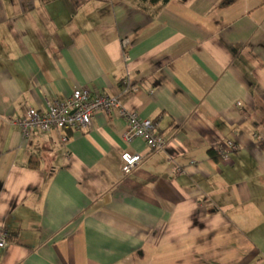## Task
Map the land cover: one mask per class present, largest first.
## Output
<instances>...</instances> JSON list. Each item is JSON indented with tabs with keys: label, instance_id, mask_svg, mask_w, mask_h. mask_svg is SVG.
Masks as SVG:
<instances>
[{
	"label": "crops",
	"instance_id": "1",
	"mask_svg": "<svg viewBox=\"0 0 264 264\" xmlns=\"http://www.w3.org/2000/svg\"><path fill=\"white\" fill-rule=\"evenodd\" d=\"M83 87L166 147L17 125ZM0 228V264H264V0H0Z\"/></svg>",
	"mask_w": 264,
	"mask_h": 264
},
{
	"label": "built area",
	"instance_id": "2",
	"mask_svg": "<svg viewBox=\"0 0 264 264\" xmlns=\"http://www.w3.org/2000/svg\"><path fill=\"white\" fill-rule=\"evenodd\" d=\"M126 44L123 42V48L126 47ZM130 89L131 86L128 81L125 82L124 91L128 92ZM97 113L117 114L122 117L125 120L123 138L126 142L130 143L135 139H140L151 152H159L166 147V138L156 130L151 120L143 119L136 113L128 112L115 97L93 94L86 87L74 90L66 100H47L44 110L30 109L16 123L25 135H28L29 131L42 133L50 130L65 133L68 131H86L90 129L93 117ZM63 141L66 142L67 138L63 137ZM216 150L221 160L227 161L230 155L238 150V146L229 141ZM120 159L123 175H129L141 162L139 154L128 152L123 153ZM172 173L181 175L183 169L174 165ZM7 240V233L0 228V248L6 246Z\"/></svg>",
	"mask_w": 264,
	"mask_h": 264
},
{
	"label": "trees",
	"instance_id": "3",
	"mask_svg": "<svg viewBox=\"0 0 264 264\" xmlns=\"http://www.w3.org/2000/svg\"><path fill=\"white\" fill-rule=\"evenodd\" d=\"M151 4H158V3H161V4H166L168 3L170 0H149ZM208 155L211 159H213L214 161L216 162H221V158L219 157L218 155V152L217 150H214V149H210L208 150Z\"/></svg>",
	"mask_w": 264,
	"mask_h": 264
}]
</instances>
